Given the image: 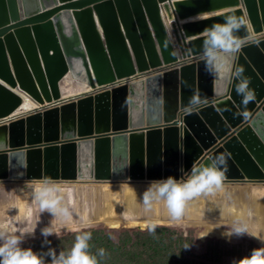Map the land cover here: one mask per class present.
<instances>
[{
	"label": "water",
	"instance_id": "obj_1",
	"mask_svg": "<svg viewBox=\"0 0 264 264\" xmlns=\"http://www.w3.org/2000/svg\"><path fill=\"white\" fill-rule=\"evenodd\" d=\"M224 9L232 10L180 23ZM228 14L247 22L241 36L250 25L260 41L234 61L254 91L246 106L226 74H210L201 58L204 30ZM67 75L92 92L61 102ZM193 96L206 103L189 114ZM25 100L38 106L19 115ZM0 126V194L39 182L33 170L60 195L73 183L180 178L181 168L223 155L222 189L189 201L184 220L164 221L239 222L264 238V214H256L264 206V0H0ZM75 197L65 207L77 216L83 203ZM229 208L243 216L230 217ZM79 218L51 230L96 225Z\"/></svg>",
	"mask_w": 264,
	"mask_h": 264
},
{
	"label": "clouds",
	"instance_id": "obj_2",
	"mask_svg": "<svg viewBox=\"0 0 264 264\" xmlns=\"http://www.w3.org/2000/svg\"><path fill=\"white\" fill-rule=\"evenodd\" d=\"M246 24L243 18L235 14L225 15L223 23L213 24L204 30L201 48V58L206 71L220 79H224L226 74V78L235 85V91L242 97L241 102L245 106L254 99V91L249 87L250 81L244 76V69L239 66L234 67V61L244 47L260 42L250 25L244 36L239 34ZM202 103L206 101L193 96L189 102V114L199 110ZM180 171L182 173L180 178L168 176L149 183L142 194L146 209L151 207L153 201L163 202L170 218L179 220L189 201L222 189L226 178L227 157L223 155L209 157L204 164H194L189 171H184L182 168ZM29 187L30 191L26 193L27 199L24 201L25 207L30 209L33 204L38 206L39 216L36 217L31 231H21L15 227L13 216L8 215L11 209L19 211L15 205L0 212V264H46L45 255L50 258V264H98L96 257L88 251L90 232L78 234L72 247L67 252L60 251L59 254L52 248H49L47 253L38 254L31 248L21 247L25 234H34L41 213L48 212L53 218L71 217L68 208L61 206L62 197L54 181L45 179ZM149 231L154 232L155 225H149ZM41 235L45 237V243H48L47 237L56 233L48 226L41 229ZM223 235L228 238L233 235L237 237L248 235L257 239L262 245L253 248L247 256L233 259L231 264H264V238L250 233L246 225L237 222L232 226L231 231ZM188 246L189 244L185 245V248ZM99 254L103 256L104 250L101 249Z\"/></svg>",
	"mask_w": 264,
	"mask_h": 264
},
{
	"label": "rangeland",
	"instance_id": "obj_3",
	"mask_svg": "<svg viewBox=\"0 0 264 264\" xmlns=\"http://www.w3.org/2000/svg\"><path fill=\"white\" fill-rule=\"evenodd\" d=\"M213 15V14H211ZM209 15H202L198 16L191 20H199L203 18H207ZM164 20H166L164 15ZM166 24L168 22L166 21ZM69 76V75H68ZM64 77V79L60 82V91L61 97L63 101L71 100L70 96L76 95L83 96L84 92L88 91V86L86 84L80 83L78 81H74L70 78ZM37 108L34 106L23 105L21 113L19 115H23L27 113L29 110H33ZM137 183H73L68 191L66 189H62L60 195L62 197L61 206L65 207L67 202L73 206V203L76 201L75 194L82 198V208L79 206L81 210L73 215H71V219H74V223L80 220L79 215H81L82 221L80 223H87V222H96L95 226L85 227L78 229L76 231H65L61 233H56V235H51L47 237L48 243H45V237L35 236L30 238H24V242L21 244L22 248H31L33 252L39 251L41 253L48 251L49 248H52L59 254V245L55 242L59 240L63 236H67L74 233H83V232H90L91 239L94 238V234L98 231L104 233H127V232H107L104 231L105 229H109L110 226L115 225V223L109 222V218H112L115 213H112L122 207V210L119 213H116L115 216H119L120 218H124L125 221H129L132 224H140L143 223L146 226L148 225H155V232L159 234L164 233L166 231H177L179 233H183L185 236H190L193 238V245L189 247L190 255H193L195 258L201 259L205 264H231L233 256L238 252L247 254L249 249L258 248L254 241L248 236L243 235L237 237L233 235L232 237L228 238L223 234L225 232L231 231L232 226L229 225H195V226H187L185 224H175V223H167L164 220H168V212L166 207L164 206L163 202H156L153 201L151 207L146 209L143 201H142V194L148 187V181L139 182ZM37 183H19V184H12L14 188H8L5 193L0 194V212H2L5 208H11L13 205L19 209H11L8 212L9 216H13L15 223V227L24 231V229H28L29 227L33 228L35 224V219L39 216V209L36 205H31V215H29V208L25 207L24 201L27 199L26 193L30 191V185H35ZM99 185L102 187V191L98 192V195L94 192V187ZM20 186V187H19ZM75 188H80V190H76ZM68 188V187H67ZM74 190V193H73ZM76 192V193H75ZM66 197V198H65ZM257 202L260 201V196H257ZM124 199H126L124 204ZM67 201V202H66ZM66 203V204H65ZM129 208H126V207ZM229 207V206H228ZM257 212L256 214L262 218L264 214V206L257 205ZM129 209V210H124ZM75 210V208H74ZM186 211V207H185ZM185 211L180 218L181 220L185 219ZM75 212V211H74ZM121 212L123 214H121ZM227 215L230 217H242L243 214L240 210L233 211L227 209ZM237 213V214H236ZM127 214V215H125ZM156 219L158 221H145L143 219L149 218ZM245 217V216H244ZM243 217V218H244ZM23 220V221H20ZM66 218H53L50 213L44 212L40 214V221L36 225L35 230H41L44 227L50 226L58 227L66 223ZM151 220V219H149ZM161 220V221H160ZM67 224V223H66ZM33 225V226H32ZM102 229V230H101ZM128 234H135V233H128ZM207 234V235H205ZM147 235V234H146ZM157 235V234H156ZM205 235V236H203ZM203 236L201 238H198ZM221 241L225 243V245H210V242H217ZM209 246H211L209 248ZM251 247V248H250Z\"/></svg>",
	"mask_w": 264,
	"mask_h": 264
},
{
	"label": "trees",
	"instance_id": "obj_4",
	"mask_svg": "<svg viewBox=\"0 0 264 264\" xmlns=\"http://www.w3.org/2000/svg\"><path fill=\"white\" fill-rule=\"evenodd\" d=\"M125 201L126 199H124V204L127 205ZM118 210H122V207ZM118 210L112 212L115 213L114 216L108 219L115 225L104 231L127 233L114 234L98 231L94 234V238L88 241V251L96 257L98 264H205L201 259L190 255L189 247L193 245L194 241L189 235L185 236L177 231H166L161 234L149 231V226L143 223L134 225L122 217L119 220V216H115L120 212ZM121 214L123 213L121 212ZM78 234L80 233L63 236L57 240L55 243L60 246L59 251L67 252ZM187 244L189 246L185 248ZM210 245H225V243L217 241L210 242ZM101 249L104 250L103 256L99 254ZM251 250L252 248L248 250L247 254H244L240 249V252L233 257L240 259L249 255ZM35 253L44 254L47 251L43 253L36 251ZM44 259L46 264H50L49 257L45 255Z\"/></svg>",
	"mask_w": 264,
	"mask_h": 264
},
{
	"label": "bare ground",
	"instance_id": "obj_5",
	"mask_svg": "<svg viewBox=\"0 0 264 264\" xmlns=\"http://www.w3.org/2000/svg\"><path fill=\"white\" fill-rule=\"evenodd\" d=\"M229 10H232V9H224V10H221V11H217L216 13H203V14H200V15H197V16H195V17H192L191 19H194V18H196V17H198V16H202V15H211V14H213L214 16H216V15H218V14H223V12H229ZM213 15H211V16H213ZM207 18H209V17H207ZM191 19L190 20H188V21H191ZM204 19V18H203ZM202 20V19H201ZM165 21V23H166V20H164ZM185 21H187V20H185ZM182 21L180 20V23H181ZM183 23V22H182ZM166 25H168V24H166ZM67 78H70V79H72V80H74L73 78H71V76L69 75V76H67L66 77V79ZM74 81H76V80H74ZM79 82V81H78ZM81 83V82H80ZM84 84V83H83ZM89 92H92L91 91V89L89 88V86H88V91H87V93H89ZM72 96H76V95H72ZM72 96H70V97H72ZM82 97H84V96H82ZM25 105H27L28 107L29 106H31L32 108L34 107V106H38V105H36V104H34V103H32L31 101H29V100H25V103H24ZM23 108V107H22ZM21 108V109H22ZM21 109H19V111H18V113L19 112H21ZM2 127V128H1ZM0 133H4V130H3V126H0ZM3 144V140H0V146ZM34 157V156H33ZM37 161V159H35V157L33 158V160L32 161ZM38 163V162H37ZM37 163H33V167H34V169H37ZM33 174H35L36 175V177L33 179V181H40L39 180V178H37V176H38V173H37V171L36 170H33ZM36 183V182H35ZM38 183V182H37ZM138 184H140V183H137V185Z\"/></svg>",
	"mask_w": 264,
	"mask_h": 264
},
{
	"label": "built area",
	"instance_id": "obj_6",
	"mask_svg": "<svg viewBox=\"0 0 264 264\" xmlns=\"http://www.w3.org/2000/svg\"><path fill=\"white\" fill-rule=\"evenodd\" d=\"M68 76V75H67ZM61 92V91H60ZM90 93V92H89ZM88 93L87 92H84V95L83 96H85V95H87ZM75 96H72L71 98H72V100L73 99H78V98H80L81 96H77L76 98H74ZM63 98L61 97V102H66V101H63L62 100Z\"/></svg>",
	"mask_w": 264,
	"mask_h": 264
},
{
	"label": "crops",
	"instance_id": "obj_7",
	"mask_svg": "<svg viewBox=\"0 0 264 264\" xmlns=\"http://www.w3.org/2000/svg\"><path fill=\"white\" fill-rule=\"evenodd\" d=\"M230 11V10H229ZM228 12V11H227ZM208 13H212V12H208ZM213 13H216V12H213ZM223 13H226V12H223ZM222 14V13H221ZM214 16V15H213ZM209 17H211V16H209ZM205 19V18H204ZM199 20H201V19H199ZM182 22H189L188 20L187 21H182ZM182 22H181V24H182Z\"/></svg>",
	"mask_w": 264,
	"mask_h": 264
}]
</instances>
